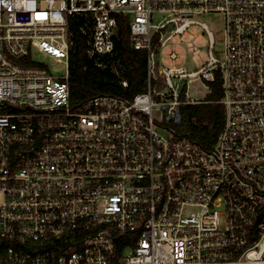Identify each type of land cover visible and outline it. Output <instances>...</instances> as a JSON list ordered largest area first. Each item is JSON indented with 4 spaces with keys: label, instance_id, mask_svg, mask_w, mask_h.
Segmentation results:
<instances>
[{
    "label": "built area",
    "instance_id": "2783aa9c",
    "mask_svg": "<svg viewBox=\"0 0 264 264\" xmlns=\"http://www.w3.org/2000/svg\"><path fill=\"white\" fill-rule=\"evenodd\" d=\"M203 14L221 18L219 56ZM119 15L147 52L148 90L73 106V18L85 34L92 22L87 53L102 57ZM193 25L211 39L197 71L162 54ZM217 72L225 123L204 149L176 128L205 103L190 86ZM0 264H264V0H0Z\"/></svg>",
    "mask_w": 264,
    "mask_h": 264
},
{
    "label": "trees",
    "instance_id": "16d2710c",
    "mask_svg": "<svg viewBox=\"0 0 264 264\" xmlns=\"http://www.w3.org/2000/svg\"><path fill=\"white\" fill-rule=\"evenodd\" d=\"M114 36L115 49L110 55L90 57L87 40L91 34L89 22L86 34L82 27L86 18L76 16L71 22L73 47L69 59L71 103L78 106L94 97L109 95L132 101L148 90L146 51L134 48L131 41L130 19L118 16ZM100 64V65H99ZM23 65H33L29 62ZM124 83L127 85L125 86ZM210 93L205 103L182 107L183 122L176 128L178 137L204 149H212L225 123L223 79L216 73L215 80L208 82Z\"/></svg>",
    "mask_w": 264,
    "mask_h": 264
},
{
    "label": "rangeland",
    "instance_id": "374dc122",
    "mask_svg": "<svg viewBox=\"0 0 264 264\" xmlns=\"http://www.w3.org/2000/svg\"><path fill=\"white\" fill-rule=\"evenodd\" d=\"M196 19L205 23L208 29L214 35L215 47L214 55L219 56L224 50L223 42V24L219 15L203 14L196 17ZM157 20V17H155ZM210 42L208 32L200 25H193L187 35H182L180 38L173 40L162 54L165 55L169 50H177L181 56V62L191 71L200 70L210 60ZM33 59L37 62H42L48 65L51 73L56 77H63L67 75V65L65 63H58L56 60L48 55L36 53ZM210 88L205 80L194 82L189 89V97L195 100H206L209 96ZM154 119L157 122V130L166 137L169 133L161 128L160 121L162 120V112L159 109L154 110Z\"/></svg>",
    "mask_w": 264,
    "mask_h": 264
}]
</instances>
